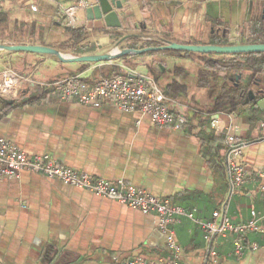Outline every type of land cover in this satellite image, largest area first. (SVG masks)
<instances>
[{
    "label": "crops",
    "instance_id": "obj_1",
    "mask_svg": "<svg viewBox=\"0 0 264 264\" xmlns=\"http://www.w3.org/2000/svg\"><path fill=\"white\" fill-rule=\"evenodd\" d=\"M122 3L118 12L123 28L89 20L94 33L82 45L86 52L76 53L69 50L72 39L61 25L55 2L0 0V42L47 46L69 56L156 47L148 45L151 42L161 44L157 47L168 42L264 44V0ZM235 55L166 50L99 63H63L51 55L0 52V76L11 67L29 79L17 98L0 95V138L31 157L49 155L93 180H124L204 222L227 204L234 225L248 223L252 210L262 211V181L255 177L231 192L226 137L231 128L245 144L241 163L252 175L264 174V131L258 128L259 120H264V74L254 78L244 104L233 112L212 113L232 86L231 79L202 83L208 85L200 81L208 60L228 61ZM73 76L88 83L118 76L154 80L172 112L185 115L187 124L180 131L158 128L146 115L122 112L110 104L91 108L64 101L54 88L45 86ZM250 91L255 97L247 101ZM42 93L49 94L44 102H29ZM212 119L218 120V130L212 128ZM174 229L181 264H264L262 234H248L260 249H248L239 258L232 233L210 244L202 228L186 217H177ZM170 256L156 214H143L40 174L23 172L19 178L0 179V264H124L135 258L159 261Z\"/></svg>",
    "mask_w": 264,
    "mask_h": 264
},
{
    "label": "built area",
    "instance_id": "obj_2",
    "mask_svg": "<svg viewBox=\"0 0 264 264\" xmlns=\"http://www.w3.org/2000/svg\"><path fill=\"white\" fill-rule=\"evenodd\" d=\"M55 2L61 25L66 29L85 30L92 33L93 28L85 17L87 11L99 5L100 0H46ZM34 12L37 6H32ZM29 79L18 75L11 68H5L0 76V95L17 98L20 89ZM46 88L55 89L61 100L77 102L91 108H101L110 104L122 112L140 113L151 118L158 128L182 130L187 117L172 112L162 89L151 79H134L118 76L113 79H101L94 83L84 81L80 76L46 84ZM44 86V87H45ZM217 119H212L213 129H219ZM258 128L264 131V120H259ZM226 137L225 166L232 192L240 190L248 180L259 177L263 206L261 213L251 212L248 223L234 225L227 215V204L213 213L211 221L197 219L193 213L153 196L146 190L137 188L124 180L116 183L106 180H93L85 174L60 164L49 155L31 157L13 143L0 138V179L19 178L23 172L40 174L51 180H58L72 187L89 191L94 195L116 201L122 205L141 211L143 214H156L159 228L166 236L171 256L159 261H146L135 258L124 264H181V247L177 241L174 225L177 217H186L198 224L206 242L213 244L219 238L234 234V252L239 258L246 250L257 251L260 245L248 240L249 233L264 235V174L252 175L241 163L244 143L229 128Z\"/></svg>",
    "mask_w": 264,
    "mask_h": 264
},
{
    "label": "water",
    "instance_id": "obj_3",
    "mask_svg": "<svg viewBox=\"0 0 264 264\" xmlns=\"http://www.w3.org/2000/svg\"><path fill=\"white\" fill-rule=\"evenodd\" d=\"M122 0H100L99 5L87 11L89 20H103L110 29H122L123 22L120 18L119 12L123 10ZM127 37L122 38L117 47L124 42ZM175 50L195 54H246V53H264V44H251V45H234V46H198V45H181L177 43L168 42L166 46L150 47L143 50H117L102 55H84V56H69L64 55L56 49L47 46L27 45V44H1L0 52H25L51 55L58 58L63 63H99L104 61H111L129 55H141L148 52ZM249 101L254 99L255 94L248 92ZM232 192V188H231Z\"/></svg>",
    "mask_w": 264,
    "mask_h": 264
},
{
    "label": "trees",
    "instance_id": "obj_4",
    "mask_svg": "<svg viewBox=\"0 0 264 264\" xmlns=\"http://www.w3.org/2000/svg\"><path fill=\"white\" fill-rule=\"evenodd\" d=\"M65 31L72 39V44L69 46V50L76 53H85L86 47H83L82 45L89 37L87 33L83 30L73 29H65ZM250 44L251 43H248V45ZM148 45L157 47L161 44L151 42L148 43ZM156 53L157 52H148L146 54L152 55ZM207 65L209 66L208 71H201L200 73L201 85H208L202 83L210 81L211 78H218L223 81L231 79L233 81L232 86H229L223 96L218 100L212 113L233 112L237 110V107L244 104V98L246 97L247 91L254 78L258 74H264V53L237 54L233 59L228 61L208 60ZM84 69L85 66L82 67L80 71ZM238 78H240L239 81H237ZM46 94L48 93H42L40 96L29 102H39L38 99H40V103L44 102L43 100H45L44 97Z\"/></svg>",
    "mask_w": 264,
    "mask_h": 264
},
{
    "label": "rangeland",
    "instance_id": "obj_5",
    "mask_svg": "<svg viewBox=\"0 0 264 264\" xmlns=\"http://www.w3.org/2000/svg\"><path fill=\"white\" fill-rule=\"evenodd\" d=\"M91 24V23H90ZM63 27V26H62ZM64 28V27H63ZM64 29H66V28H64ZM83 31H85V30H83ZM86 32V31H85ZM87 33V35L88 36H90V33L89 32H86ZM92 33H94V32H92ZM91 33V34H92ZM1 44H4L3 42H0ZM8 68H11V67H8ZM238 202H239V204H240V206H241V208H244L245 206H244V201L243 200H241V199H238ZM243 211H244V209H243ZM261 212V211H260ZM259 212V213H260Z\"/></svg>",
    "mask_w": 264,
    "mask_h": 264
}]
</instances>
